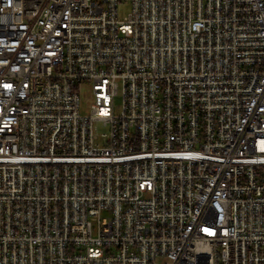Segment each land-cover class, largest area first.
I'll use <instances>...</instances> for the list:
<instances>
[{
    "label": "built area",
    "instance_id": "1",
    "mask_svg": "<svg viewBox=\"0 0 264 264\" xmlns=\"http://www.w3.org/2000/svg\"><path fill=\"white\" fill-rule=\"evenodd\" d=\"M0 264H264V0H0Z\"/></svg>",
    "mask_w": 264,
    "mask_h": 264
},
{
    "label": "rangeland",
    "instance_id": "2",
    "mask_svg": "<svg viewBox=\"0 0 264 264\" xmlns=\"http://www.w3.org/2000/svg\"><path fill=\"white\" fill-rule=\"evenodd\" d=\"M128 8L126 6H119L118 7V14L120 17H123L127 14ZM120 103V97L115 100V106H118ZM88 107H89V99L85 97V95H81V113L88 114ZM95 133L103 134L106 132V127H104L101 123H97L94 125Z\"/></svg>",
    "mask_w": 264,
    "mask_h": 264
}]
</instances>
